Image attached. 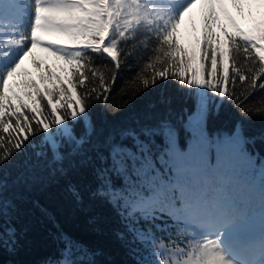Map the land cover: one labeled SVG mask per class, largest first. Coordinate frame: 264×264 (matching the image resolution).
I'll return each mask as SVG.
<instances>
[{
	"label": "trees",
	"instance_id": "trees-1",
	"mask_svg": "<svg viewBox=\"0 0 264 264\" xmlns=\"http://www.w3.org/2000/svg\"><path fill=\"white\" fill-rule=\"evenodd\" d=\"M126 1L143 6L138 25L114 35L109 52L79 49L70 79L76 113L58 104L66 90L27 107L14 104L4 92L9 64L0 63V264H217L205 244L211 236L223 239L230 256L260 264L264 174L238 165L264 161V39L228 35L225 80L220 55L201 49L198 80L206 88L212 77L221 84L211 101L194 94L195 66L175 35L148 22V8L161 13L167 0ZM215 27L205 22L203 35ZM202 102L209 150L181 169L170 195L135 212L109 196V187H127L113 170L115 148L135 150L125 134L167 125L174 154L183 153L192 138L187 121ZM58 117L70 125L67 135L58 133ZM236 135L246 154L218 163L212 142ZM199 169L208 175H196ZM252 229L256 234L245 239Z\"/></svg>",
	"mask_w": 264,
	"mask_h": 264
},
{
	"label": "rangeland",
	"instance_id": "rangeland-1",
	"mask_svg": "<svg viewBox=\"0 0 264 264\" xmlns=\"http://www.w3.org/2000/svg\"><path fill=\"white\" fill-rule=\"evenodd\" d=\"M1 1L7 3L3 5L0 2V63L9 64L10 68L4 92L14 104L25 107L31 105L32 100L37 102L41 97H51L66 90L57 96L58 104L66 102L76 113V95L70 87V79L80 47H96L109 52L114 48V35L123 36L131 24L138 25V21L143 19V14H140L143 6H133L126 0H47L45 3L55 4L52 7L45 5L43 17L40 0ZM155 1L163 3L164 0ZM183 1L181 4V0H168L165 2L167 9L161 10V13L149 7L148 22L152 27L175 35L172 39L186 50L195 66L192 79L194 94L210 97L212 101L214 94L218 96L221 84L212 77L206 88L198 80L202 72L201 49L220 55L221 60L216 66H223L221 79L225 80L227 64L224 54L228 35L264 39V0ZM209 21L216 27L205 37L203 27ZM29 22L31 41L26 45L28 37L25 26ZM38 32L42 35H38ZM0 68L3 70L0 74L5 76L4 69ZM205 112L206 104L202 102L196 112L189 116L186 124L188 133H192L190 128L205 132ZM59 117L57 131L60 135H67L70 125ZM220 142L236 151L229 158L238 160L246 154L237 135L226 137ZM238 169L244 172L258 169L260 174H264V161L254 165L252 160L244 159L239 161ZM155 202L157 199L144 201L137 209L149 211ZM254 234L256 232L252 229L245 239L250 240ZM205 244L217 264H251L228 256L223 239L207 237Z\"/></svg>",
	"mask_w": 264,
	"mask_h": 264
},
{
	"label": "snow or ice",
	"instance_id": "snow-or-ice-1",
	"mask_svg": "<svg viewBox=\"0 0 264 264\" xmlns=\"http://www.w3.org/2000/svg\"><path fill=\"white\" fill-rule=\"evenodd\" d=\"M41 16L45 15V10H40ZM42 35L41 33H37ZM44 36H47L44 34ZM192 131L191 141L188 143L185 152L174 154L175 133L174 130L163 125L158 129L146 128L140 135L134 132L126 133L135 142V150L126 147H117L113 151L114 171L121 175L127 187L123 191H113L107 189L108 195L116 201H123L126 206H130L132 212L137 210V206L144 201L156 200L162 196L170 195L172 183L178 180L181 169L189 165L190 162L203 158L209 150L207 136L202 130L190 128ZM141 136L143 138H141ZM162 136L165 139L163 145L156 144L154 137ZM147 140V142H145ZM211 147L215 149L217 162L227 160L236 151L230 150L219 140L212 142ZM164 168V174L161 173ZM131 168V175L129 174ZM171 169L173 175H168ZM215 171V170H213ZM198 176H207L205 169H199ZM135 177L136 179H133ZM190 181L191 177H185ZM110 185V181L106 180ZM147 216V214H146Z\"/></svg>",
	"mask_w": 264,
	"mask_h": 264
}]
</instances>
